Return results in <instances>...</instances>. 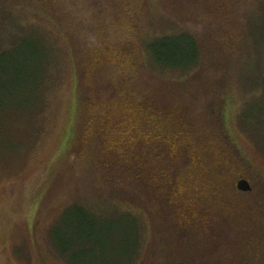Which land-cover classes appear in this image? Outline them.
I'll return each mask as SVG.
<instances>
[{
  "label": "trees",
  "instance_id": "trees-1",
  "mask_svg": "<svg viewBox=\"0 0 264 264\" xmlns=\"http://www.w3.org/2000/svg\"><path fill=\"white\" fill-rule=\"evenodd\" d=\"M163 1L0 0V29L9 31L8 7L25 6L65 36L77 72L71 154H79L82 174H97L86 184L93 206L119 202L144 211L172 264H264V178L250 193L237 190L240 179L251 180V166L223 124L230 81L252 67L257 40L247 28L261 18L264 0L243 15L245 0ZM152 5L187 28L183 37L154 45L159 65L192 73L184 81L158 79L144 63L141 42ZM237 15L238 24L229 22ZM185 38L190 49L182 52ZM43 59L41 52L40 64ZM69 208L54 226L66 223L74 208L72 224L82 231L60 242L69 264H95V248L103 250L104 242L129 243V233L107 238L121 217L136 228L127 263L138 257L133 215L103 221L89 206Z\"/></svg>",
  "mask_w": 264,
  "mask_h": 264
},
{
  "label": "rangeland",
  "instance_id": "rangeland-1",
  "mask_svg": "<svg viewBox=\"0 0 264 264\" xmlns=\"http://www.w3.org/2000/svg\"><path fill=\"white\" fill-rule=\"evenodd\" d=\"M262 1L245 0L241 15ZM162 3L165 5V0ZM8 8L12 16L7 22L10 27L5 29L9 31L0 29V264H69L60 242L82 231L72 224L74 208L66 223L54 226L70 206L79 204L89 206L103 221L122 213L134 216L141 242L132 264H172V254L166 255L158 244L152 218L144 211L129 203L91 204L86 184L97 174H82L79 154H71L77 105V72L71 48L48 17L25 6ZM149 11L141 42L148 71L165 82L186 80L191 72L159 65L154 59L155 43L183 37L186 26L155 5ZM262 13L253 23H245L247 33L257 40L252 70L245 68L230 81L223 114L235 148L251 166V180L246 178L251 186L259 177L264 178V116L261 123L255 121L264 113V8ZM236 17L229 22L238 24L240 17ZM243 26L238 29L242 31ZM240 30L235 33L242 34ZM188 43L185 38L182 52L189 51ZM41 52L44 59L40 64ZM159 54L165 61V45ZM33 99L30 108L20 107ZM115 222L118 227L108 228L107 238L112 240L117 232L129 233V243L121 246L116 238L115 243L104 242L103 250L102 245L97 248L93 244L98 259L95 264H128L136 228L130 218Z\"/></svg>",
  "mask_w": 264,
  "mask_h": 264
},
{
  "label": "water",
  "instance_id": "water-1",
  "mask_svg": "<svg viewBox=\"0 0 264 264\" xmlns=\"http://www.w3.org/2000/svg\"><path fill=\"white\" fill-rule=\"evenodd\" d=\"M237 189L241 193H250L252 191V186L248 180L241 179L237 182Z\"/></svg>",
  "mask_w": 264,
  "mask_h": 264
}]
</instances>
